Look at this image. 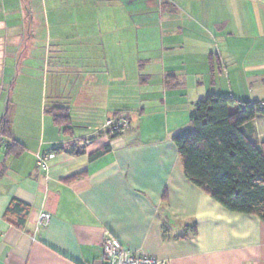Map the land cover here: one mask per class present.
Wrapping results in <instances>:
<instances>
[{
    "label": "crops",
    "instance_id": "0c3cea01",
    "mask_svg": "<svg viewBox=\"0 0 264 264\" xmlns=\"http://www.w3.org/2000/svg\"><path fill=\"white\" fill-rule=\"evenodd\" d=\"M78 1L48 12L0 0V264H103L104 232L168 264H264V220L192 184L171 138L206 94L264 101L250 90L264 83L253 51L264 40L239 46L238 0ZM55 105L68 108L72 136L47 113ZM114 116L129 126L112 136ZM243 130L264 141V113ZM8 141L19 153L5 155ZM47 151L44 170L35 154ZM12 199L27 205L22 224L6 214ZM41 211L50 218L37 231Z\"/></svg>",
    "mask_w": 264,
    "mask_h": 264
},
{
    "label": "trees",
    "instance_id": "16d2710c",
    "mask_svg": "<svg viewBox=\"0 0 264 264\" xmlns=\"http://www.w3.org/2000/svg\"><path fill=\"white\" fill-rule=\"evenodd\" d=\"M212 65V58L209 57ZM260 102L235 100L222 94H206L193 104L189 112V126L171 136L176 145L182 172L194 185L204 190L224 208L253 214L264 220V141H251L243 127L264 113ZM238 109L229 113L228 105ZM62 135L72 136L73 126L65 106H51L47 110ZM116 115V114H114ZM0 133H7V122H0ZM112 134V136H115ZM14 141L5 145V155L19 153ZM56 148H54L55 150ZM109 150L104 145L90 153L92 160ZM80 174H74L72 179ZM27 205L12 199L7 215L24 222Z\"/></svg>",
    "mask_w": 264,
    "mask_h": 264
},
{
    "label": "rangeland",
    "instance_id": "374dc122",
    "mask_svg": "<svg viewBox=\"0 0 264 264\" xmlns=\"http://www.w3.org/2000/svg\"><path fill=\"white\" fill-rule=\"evenodd\" d=\"M80 2L78 0H34L35 9L41 10V8H46L47 11H69L74 10ZM234 4V3H233ZM231 8L229 9V11ZM236 9H234L231 14L234 15V19L231 18L233 23L238 24V41L241 44L239 46H245L248 43H252L256 39V45L260 44L261 40H264V0H238V18L236 14ZM230 15V14H229ZM145 40V38L143 37ZM154 38H151V42ZM244 50L238 51V55L244 53ZM255 54H263L264 59V49H254ZM243 55V54H242ZM242 56H240L241 58ZM253 62V61H252ZM257 62V61H256ZM240 63V60H238ZM255 63V62H254ZM238 77L242 78L240 73ZM254 80V79H250ZM252 87L250 90L253 91L256 97H264V83L263 82H252ZM117 131L113 130L112 134ZM78 134V133H77ZM80 136V134H79ZM86 137L76 138L77 142L84 140Z\"/></svg>",
    "mask_w": 264,
    "mask_h": 264
},
{
    "label": "built area",
    "instance_id": "2783aa9c",
    "mask_svg": "<svg viewBox=\"0 0 264 264\" xmlns=\"http://www.w3.org/2000/svg\"><path fill=\"white\" fill-rule=\"evenodd\" d=\"M259 107L264 109V102H261ZM105 125L108 126L110 132L113 130L120 132L129 126V121L124 116H114L106 119ZM53 157V151L36 152L35 154L37 165L44 170L48 168V160ZM49 218L50 214L48 212L41 211L38 215L35 230L42 229L48 223ZM102 252L104 257L103 264H168L166 259L151 255L136 254L117 246L108 232L102 234Z\"/></svg>",
    "mask_w": 264,
    "mask_h": 264
}]
</instances>
